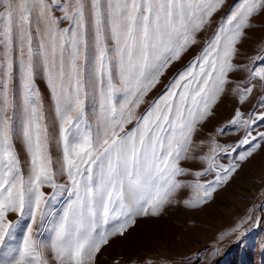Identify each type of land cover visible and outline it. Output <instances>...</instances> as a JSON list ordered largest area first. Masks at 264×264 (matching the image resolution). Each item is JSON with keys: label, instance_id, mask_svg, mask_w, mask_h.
<instances>
[{"label": "snow or ice", "instance_id": "snow-or-ice-1", "mask_svg": "<svg viewBox=\"0 0 264 264\" xmlns=\"http://www.w3.org/2000/svg\"><path fill=\"white\" fill-rule=\"evenodd\" d=\"M226 4L0 0V264H96L138 218L179 203V190L193 191L186 207L206 205L264 151L262 95L252 111L234 109L218 130L222 135L231 126L238 141L224 146L213 138L197 180L178 179L190 174L182 162L193 159V138L233 84L231 74L241 70L234 63L238 46L264 13V0H236L217 22ZM213 25L199 54L149 98ZM257 62L262 66L247 68V79L231 88L240 106L264 93V50ZM205 175L212 179L200 182ZM251 218L233 233L243 235Z\"/></svg>", "mask_w": 264, "mask_h": 264}, {"label": "rangeland", "instance_id": "rangeland-1", "mask_svg": "<svg viewBox=\"0 0 264 264\" xmlns=\"http://www.w3.org/2000/svg\"><path fill=\"white\" fill-rule=\"evenodd\" d=\"M235 2L236 0H227L217 22ZM57 15L60 13L57 12ZM252 24L247 38L238 46V54L234 59V63L241 70L231 74L233 84L214 107V114L195 134L193 159L182 162V166L190 172L189 175L178 178L185 185L193 184L197 180L195 172L206 167L200 156L208 154L213 138L224 146L232 145L240 138V133L231 126L222 135L218 131L228 125L234 109L240 107L242 111L250 112L264 95L257 92L250 98V102L240 106L231 91L232 87L247 79V68L262 66L259 62L254 64L253 59L264 50V13L256 15ZM214 27L215 25L199 34L200 44L191 48L166 71L161 83L152 90L149 98L162 93L177 72L183 70L199 54L204 42L212 35ZM38 86L45 93L46 106H49L45 84L38 81ZM92 107L90 104V114ZM146 107L147 105H143L137 110V114H141ZM49 125L50 131L55 134L51 113ZM132 126L129 125L128 128ZM260 130H264V127ZM17 148L22 161H26V152L19 139ZM53 153L58 155L55 146ZM221 162L226 164L227 159L221 156ZM209 179L212 177L205 175L200 182ZM59 180L64 182L65 178L60 177ZM192 196L191 187H184L175 195L179 203L166 206L158 216L138 218L136 225L125 237L113 239L102 249L96 264H140L144 259L151 260L153 264H264V151H258L245 163L225 187L213 194V198L206 205L186 207L183 201L191 199ZM248 215L252 218L244 225L243 235L239 232L233 233L237 223ZM44 237L49 238V234L46 232ZM46 254L51 259L50 250Z\"/></svg>", "mask_w": 264, "mask_h": 264}]
</instances>
